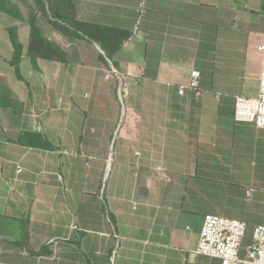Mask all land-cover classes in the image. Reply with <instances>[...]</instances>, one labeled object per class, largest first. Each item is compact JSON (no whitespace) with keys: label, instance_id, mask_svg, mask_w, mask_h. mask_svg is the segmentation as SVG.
Wrapping results in <instances>:
<instances>
[{"label":"crops","instance_id":"1","mask_svg":"<svg viewBox=\"0 0 264 264\" xmlns=\"http://www.w3.org/2000/svg\"><path fill=\"white\" fill-rule=\"evenodd\" d=\"M9 1L24 21L0 0V264H220L195 254L208 214L246 223L243 259L264 225V129L234 106L258 93L264 0H145L128 46L141 0H72L78 22L126 35L110 59ZM33 14L65 63L31 64ZM192 70L200 95H179Z\"/></svg>","mask_w":264,"mask_h":264},{"label":"built area","instance_id":"2","mask_svg":"<svg viewBox=\"0 0 264 264\" xmlns=\"http://www.w3.org/2000/svg\"><path fill=\"white\" fill-rule=\"evenodd\" d=\"M145 8L146 2L141 0L136 8L134 27L123 41V46H128L139 32V24L144 16ZM258 51L261 56L258 93L256 97H236L234 118L237 122H250L257 128L264 129V37L258 46ZM110 74L116 75L117 73L111 69L106 78H109ZM199 79L200 72L192 70L189 82L178 87V94L183 95L188 89L199 96ZM158 170L165 177V169L159 167ZM246 231L245 222L213 214L205 215L195 254L217 259L220 264H264V225H257L253 228L250 243L245 247V257L241 259L240 250ZM117 248L118 241L115 242L111 255L112 263L117 254Z\"/></svg>","mask_w":264,"mask_h":264},{"label":"trees","instance_id":"3","mask_svg":"<svg viewBox=\"0 0 264 264\" xmlns=\"http://www.w3.org/2000/svg\"><path fill=\"white\" fill-rule=\"evenodd\" d=\"M38 10L46 16L50 28L73 41H93L96 42L105 53V57L110 59L119 48L126 35L120 31L99 27L93 24L78 22L75 17V8L72 0H34ZM4 13L24 21L17 7L9 0H1ZM30 26V33L27 42V56L36 67L37 60L50 62H66L65 53L55 44V42L43 36L35 24V16L31 15L26 20ZM9 39L13 48V57L10 61L18 78H22L19 71V64L23 56L22 46L18 41L17 31L10 27L7 29Z\"/></svg>","mask_w":264,"mask_h":264},{"label":"rangeland","instance_id":"4","mask_svg":"<svg viewBox=\"0 0 264 264\" xmlns=\"http://www.w3.org/2000/svg\"><path fill=\"white\" fill-rule=\"evenodd\" d=\"M25 5H26V8H27V4H25ZM21 12H23L24 14H28L27 12L23 11L22 9H21ZM3 21L8 23V22L13 21V19L10 16H4L3 17Z\"/></svg>","mask_w":264,"mask_h":264}]
</instances>
